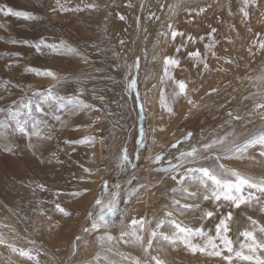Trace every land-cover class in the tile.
Segmentation results:
<instances>
[{
  "label": "rangeland",
  "instance_id": "obj_1",
  "mask_svg": "<svg viewBox=\"0 0 264 264\" xmlns=\"http://www.w3.org/2000/svg\"><path fill=\"white\" fill-rule=\"evenodd\" d=\"M216 1L217 0L214 2ZM233 1L234 0H223L220 2L219 6L226 10L229 8L231 9L234 7ZM30 2L32 3L29 4L28 7H16L15 10H24V12L32 13L34 16L40 18L44 17L43 19H45L46 23V25H44L45 32L42 34L37 33V38L31 40L36 42L42 35L46 36L48 43H59L60 40H64L68 44L76 47L82 55L87 56L88 62L84 63L80 57L70 54L58 56L61 57V73L58 74L66 75L67 78L65 81L56 84V82L50 78L45 79V81H28L27 83L23 80H18L19 87H24L29 97L32 96L33 91L46 94L47 89L54 84L56 85L54 91L59 95H64L66 98L69 95H76L78 89H86L78 98L94 105L96 108L101 109V111L82 112L80 113L81 117L78 115L73 116L71 115L72 105L65 103L62 108L55 111L54 115H58L59 112L60 114L63 113L62 121L67 125V127L63 128V143L65 139L78 140L86 135H94L96 137L95 142L91 145H66L64 143V149L76 146L90 149L96 146L100 159L97 160V165L91 166V164H88L85 160L71 155L76 152L71 154L66 153L65 155H68L67 159L69 162L76 166V169L82 173H78L73 182H70L67 178L61 180L63 182V188L60 187L58 191L59 194H63L64 196L62 200L58 201L55 199L52 202L54 206L56 202H59L73 216L68 220H60L61 217L54 218L60 225L59 231H71L73 229L68 236L69 239L63 243L67 246L64 257L58 262L59 256L52 254L49 249L52 247L50 245L51 237L49 239L47 236L41 238V233L31 232L29 230L30 220L27 212L20 210L18 208L19 206H15V208L10 206L8 211L11 212L10 214L16 215V223H13L11 220H5L4 217L0 216V237H3L5 241V243L0 244V264H30L26 259L11 252V249L7 247V245H12L17 249L38 248L40 253L38 256L40 264H89V262H91V264H107L105 257H107L108 260L116 262V264H122L121 256L116 254L117 250L125 256L142 257V250L138 246L123 244L114 240L111 244L113 251L110 252L107 250L109 245L105 244L101 246L96 242L95 235H102L105 231L113 237H119L121 231L119 216L114 218V224L110 229H101L91 237L81 231L83 227L89 226L90 224V221L87 220L88 213L92 212L96 214L102 207L96 205L95 200L99 198L107 204L110 199V196L103 190L104 180L109 182L110 190L112 183L117 179L119 182L122 181L120 183L121 201H123L125 191L130 187H136L138 184L149 186L146 189L140 190L137 195H134L129 205L126 206L121 202L120 207L126 209L124 215L125 224H128L133 216L137 218L141 216L148 218H152L153 216L160 217L163 215L167 206L170 205L173 196L170 188L177 185L171 179H165L155 188H151L150 185L159 181L160 177L150 175L149 171L146 170L149 167L148 157H155L156 154L163 153L164 159L159 164L152 166H166L167 160L171 158L172 155L170 145L188 132L193 134V140L189 141V144L194 142L197 146L210 141L214 136L223 135L224 132H232L233 136L229 138L230 141L242 145L248 137L264 130V119L261 118L264 116V109L256 108L254 110L256 104L264 103V82L257 86V90H253L254 80L252 77L249 78V82L244 83L242 79L237 76L239 60L249 58L251 56L249 55V50H255V47L260 46L264 40V25L259 21L257 13L248 16L247 20L243 18V14L240 15L239 20L231 19L227 11H225V14H221V16L218 15V28L221 33L220 38L225 45V51L222 57L234 58L236 62L226 66L223 61H220L219 66H215L217 69L210 65L212 71L204 72L203 74H199L197 68H194V72L198 75V79H195V82H191V76L186 75L184 77L182 75L181 78L185 79L187 77L185 80L190 81L188 82L189 90L193 88L198 89L197 91L189 92L191 99L195 101L196 107H190L187 101L182 99L181 102L184 103V105H180V103L173 105L176 114L172 117L165 114L163 120L160 119V115L158 116L159 109H157L158 122L155 128L160 130L162 126L163 130L160 131H164L165 133V135L163 134L160 138L157 136V133L153 135L151 132L153 123L150 125V120H148L150 118L147 115L150 113L149 110L147 112V104H150L149 101V103L146 104L145 121H143L146 129L147 148L140 150V158L137 160L134 144L137 136L135 130L138 126L135 123L137 116L134 111L133 100L126 96L124 89V79L129 75L127 65L131 64L136 57L141 58V69L138 73V89L141 97H143L146 90L151 89L153 85L149 83V81L146 82V79L149 77L147 62L150 54H152V52L156 53L159 49L160 42L158 39L160 36L157 35L162 30L164 22L168 21L167 17L170 16L169 9L167 7L160 8L159 5L173 4L174 1L60 0V4L68 9H76L77 7L81 9L80 11L67 12H61L59 10L55 12L52 11V9L56 7V0H30ZM89 4H95L97 7L95 9H90L87 7ZM129 4H131V7H128ZM31 5L34 7H31ZM250 10L251 9H247L249 12ZM152 12H155L156 15L160 17L159 21L156 19H147ZM117 13L124 15L126 20H119L116 15ZM137 17H140L139 29L137 28ZM76 18H79L78 21ZM14 19L19 27L22 26L18 19L24 18L14 17ZM238 25H241L242 28ZM249 28L251 31H249ZM65 29H67L69 33L67 32L68 34L66 33L63 36L61 35V30ZM258 29L260 32H258ZM236 30L237 32L239 31L241 35H239L240 40L238 41H236L237 34L236 36L234 34ZM87 35H91L94 38V40L90 41L91 46L92 44L98 46L94 48V56L90 55L88 52H84L81 46L76 42V37H86ZM121 39L126 41V47L124 48H121L119 44ZM159 51L161 50H158L157 54L159 53L160 56L161 52ZM114 53H118L119 55H114ZM259 54L262 58L263 54ZM52 57L55 58V56L49 55V59ZM50 64L51 62L43 68L35 65L34 67L40 69L51 68L53 71H56L57 68ZM116 64H119L120 67L116 68ZM219 69H225V71ZM131 74L137 75L135 70H133ZM179 76L180 75H178V77ZM109 77H111V79H109ZM213 89H217L218 92H213ZM93 94L96 96H103L104 101L101 102L98 99H93ZM34 106H36L35 98H33L32 108ZM229 112H231L233 116H239L242 119L239 121H232L228 116ZM98 116L101 117V119L97 120L96 118ZM54 121L53 117L49 116V123L53 125ZM93 121H96L95 124H93ZM77 124H93V126L90 128H81L78 131H72V128ZM73 132L74 134L79 133V135H74ZM101 137H103L104 143H101ZM151 137L155 140L156 144H158V147H155L154 140H151ZM125 145L127 146L129 158L133 161V165L124 170H120L117 168V164L119 163L118 154L120 149ZM188 146V144L184 145L185 148ZM148 148L149 150L147 151ZM260 150L259 145L249 148L241 159L233 158V153L228 152L221 160V163H224L228 168L235 169L244 176L259 180L264 178V161L258 162V164L251 161L257 160V155ZM201 154L205 155L204 153ZM249 156L256 157L251 160L248 158ZM88 157L94 159V157ZM109 162H111V165L108 164ZM173 162L175 161L173 160ZM204 163L210 166L213 161L209 159ZM249 163L251 165H249ZM134 166L137 168V171L132 175L129 172L130 168ZM84 168L90 169L91 175L84 173ZM129 174L132 175L129 179L133 176L135 177L131 185L127 183L129 179L123 180L126 179L125 176ZM81 176L85 177L84 181L79 179ZM30 182L33 188H35L36 184H39L36 183V177H34V175H32V179L30 178ZM19 185V178H17V188ZM43 185H45V192H54L55 187H48L47 184ZM83 189H89V191L79 197V199H82L81 205L78 208L71 207L69 205L72 201L71 193ZM88 194L89 197L82 208L85 202L84 197ZM245 195H247L246 192ZM256 195L260 194L257 192ZM175 196L177 199L181 198L180 193H176ZM181 202L190 203L191 201L181 200ZM139 203L141 204V209L133 211L134 205ZM202 204L209 209L214 207V205L208 201H202ZM222 206L225 208V211L228 210L226 205ZM31 207L35 209L38 208L39 205H35V203L32 202ZM232 211L235 213L236 219L231 233V238L234 241L243 240V237H238L236 229L239 227L240 230H243L244 227L248 226V216H252L258 221L264 222V213L258 211V205L255 203L251 207L242 205L240 209H232ZM38 213L39 212L36 211V214ZM222 214L223 213H218V215ZM174 216L177 220L185 222L192 220L191 214L186 218L174 212ZM19 223L24 225H21L20 228L15 227ZM207 230H212L211 225H209ZM162 231L168 232L169 228L165 226ZM77 235H82L84 238L80 241H76L77 248L74 251L71 244ZM23 238H27L28 241ZM31 240L35 241V245L30 243ZM59 241V239L56 241L53 239L54 248L58 246ZM162 247L163 251L160 250L161 245L154 244V248L156 249L154 254L160 256L166 264H223L222 261H218V258H209L199 253L193 255L185 251L183 245L176 249H173L167 244H163ZM234 247L238 248L239 243L234 244ZM32 254L37 255L36 252ZM97 254H99L100 257L99 261L93 259ZM123 264H127V262H123ZM234 264H243V262L237 260L234 261Z\"/></svg>",
  "mask_w": 264,
  "mask_h": 264
},
{
  "label": "snow or ice",
  "instance_id": "obj_2",
  "mask_svg": "<svg viewBox=\"0 0 264 264\" xmlns=\"http://www.w3.org/2000/svg\"><path fill=\"white\" fill-rule=\"evenodd\" d=\"M250 2L255 4L256 0H244V6L240 8V12L243 14L245 20H247L249 16L246 9ZM87 7L95 9L97 5L89 4ZM128 7H131V4H129ZM159 7H167L169 11H171L174 6L172 4H161ZM175 7H179V4L175 5ZM57 10L67 12L80 11L81 9L79 7L76 9H68L60 4V0H56V7L53 8L52 11L55 12ZM205 11L204 8H200L196 15L199 16L202 13H205ZM0 14L18 18L22 17L26 20L40 19V17L34 16L32 13L17 11L7 6H0ZM116 15L119 20H126L124 15L119 13ZM147 19H156L159 21L160 17L157 16L155 12H152ZM0 27H3V25H0ZM139 27L140 17H137V28L139 29ZM249 31H251L250 28ZM217 32L218 29L212 27L210 32L207 33L208 42L204 44L203 52L200 50L187 52V57L193 61L192 67L197 68L199 74L212 71L210 57L227 64H233L235 62L234 58L222 57L217 54L215 49L218 41L214 36ZM159 35L165 40L170 36L171 41L175 44L176 52H180L181 48L186 49L189 43L194 44L196 42L195 38L190 34L187 35L185 39V33L180 31L169 21L164 22ZM177 37H181L178 44L175 43ZM200 40L203 41L204 37H200ZM10 43L34 48L36 53L40 55L66 56L70 54L80 57L84 63L88 62L87 56L82 55L76 47L68 44L64 40H60L59 43H48L44 37H41L36 42L24 39L11 40ZM119 44L121 48L126 47V41L123 39L119 41ZM92 47L97 48L98 46L93 44ZM260 47L261 49H264V42L261 43ZM15 55L19 57L21 54L16 53ZM114 55L119 54L114 53ZM140 61L141 58L136 57L131 64L127 65L129 75L124 79L125 94L133 100L134 111L137 116L135 122L138 125L135 129L137 136L134 141L137 160L140 158V150L147 148L146 129L143 121H145L146 104L149 102V95L151 93V89H148L144 96L141 97L138 89V73L141 69ZM162 64L163 75L160 78L161 83L163 84L167 82L171 91L166 95L164 88H161L160 90L159 107L162 109L160 115L161 120H163L165 114L169 117L176 114L173 105L177 104L181 99L186 100L190 107H196L195 101L191 99L189 92L198 90L196 88L189 90L188 82L190 81H186L184 78L178 77L174 74L175 70L182 66V62L178 56L174 54H166L163 56ZM12 66L11 63L6 65V69ZM115 67L119 68L120 65L116 64ZM133 70H135L137 75L131 74ZM219 70L225 71V69ZM25 71L40 77L50 78L54 80L56 84H60L67 78L66 75H60L51 68L40 69L27 66ZM109 79H111V77H109ZM256 79L264 80V75L257 77ZM55 86V84L50 86L47 89L46 94L33 91L32 96L28 97L26 101H14L13 108L8 110L7 120L2 125L6 131L11 128V133L13 135L20 133L27 136L29 139V143L26 145L27 151L30 152L31 155L41 164L45 163V159L39 154L42 145L45 141H50L53 138L52 132L55 130L54 125L50 124L46 117H53L55 121L60 123L62 130L64 127H67V125L61 120L60 116L54 115V113L57 109L62 108L65 103L72 105L71 115L73 116L82 112L101 111V109L96 108L94 105L78 98V96L82 95L86 89H78L76 95H69L66 98L64 95H59L54 91ZM153 87L156 86L153 85ZM212 91L218 92L217 89H213ZM33 98H35L36 103L35 110L38 113H42L41 117L31 116ZM93 99H98L101 102L104 101L103 96H96L95 94H93ZM256 108L264 109V103L256 104L254 110ZM228 116L232 121H239L242 119L239 116H233L231 112L228 113ZM26 117H30L32 120L31 133L26 132V126L29 122ZM261 118L264 119V116ZM96 119L99 120L101 117L98 116ZM95 122L96 121H93V124H95ZM93 124H77L72 128V131H78L81 128H90ZM42 129H46L47 132H43ZM160 130H163L162 126ZM152 131H157V128L153 127ZM232 136V132H224L223 135L214 136L210 141L197 146L194 142L189 144V141L193 140V134L188 132L170 145L172 155L171 158L167 160L166 166H152L159 164L164 159L163 153L156 154L155 157H148L149 167L146 170L149 171L150 175L160 177L159 181L150 185L151 188H155L165 179H171L177 185L170 188L171 193H173L170 205L167 206L163 215L160 217L153 216L152 218H148L141 216L137 218L136 216H133L130 222L125 224L124 215L126 209L120 207L121 202L126 206L129 205L131 198L134 195H137L140 190L146 189L149 186L138 184L136 187H130L125 191V196L123 201H121V184L119 180L117 179L112 183L111 190L109 189V182L104 180L103 190L110 196V199L107 204L99 198L95 200V204L102 207L96 214H93L92 212L88 213L87 220L90 221V224L89 226L82 228V233L91 237L101 229H110L114 224V218L119 216L121 224L119 237H113L105 231L102 235H95V240L101 246L105 244L109 245L107 250L110 252L113 251L111 244L114 240L141 248L143 253L142 257L125 256L117 250L116 254L121 256L122 264L123 262H127V264H166L160 256L154 254L156 251L154 244L161 245V251H163V244H167L173 249L179 248L183 245L184 250L193 255L199 253L209 258H218V261H222L223 264H234V261L237 260L243 262V264H264V222H260L252 216H248V226L244 227L243 230H240L239 227L236 229L238 237H243V240L234 241L231 238L233 225L236 223L235 213L232 209H240L242 205L245 207H251L255 203L258 205V211L264 213V178L257 180L253 177L244 176L235 169L228 168L224 163H221V160L228 152L233 153V158L241 159L249 148L256 145H259L261 149L259 156L264 158V130L248 137L242 145L230 141L229 138ZM32 137L36 138V142H33ZM3 138L6 139L7 136L5 135ZM95 140L96 137L94 135H86L78 140L65 139L64 143L66 145H91ZM100 140L101 143H104L103 137H101ZM186 144L189 145L187 148L184 147ZM0 151L15 155L14 146L11 145H5L3 148H0ZM201 153H204L205 155H202ZM52 156L54 157L55 153H52ZM248 158L255 159V157L252 156H249ZM209 159H212L213 161L210 166L204 163ZM173 160L175 162H173ZM118 161L117 168L120 170H124L133 165V161L129 158L126 145L120 149ZM48 162L50 163L51 160L49 159ZM83 172L91 175L90 169L84 168ZM79 179L84 181L85 177L81 176ZM134 179L135 177L133 176L127 181V183L131 185L132 180ZM36 187L41 191L45 190V185L43 184H37ZM88 191L89 189L77 190L71 193V196L81 197ZM245 192L247 195H245ZM257 192L260 195H256ZM176 193L181 194L180 199L176 198ZM181 200L191 202L182 203ZM202 201L211 202L214 207L212 209L204 207ZM222 205H226L228 210L225 211V208ZM55 212L63 217L71 215V213L59 202L55 203ZM174 212L186 218L191 214L192 220L188 222L177 220L174 216ZM218 213L223 214L218 215ZM40 215L46 216V213L41 211ZM46 218L49 228H54L55 225L52 223V217L47 216ZM209 225H211V231L207 230ZM165 226L169 228L168 232L162 231ZM83 238L82 235H77L75 237V240L72 243L74 251L77 248L76 241H80ZM3 243H5L3 237H0V244ZM30 243L35 245L34 240H31ZM236 243H239L238 248L234 247V244ZM7 247L11 249V252L26 259L30 264H40L38 259L40 253L38 248L17 249L12 245H7ZM33 252H36L37 255H33ZM93 259L99 261V254ZM105 260L107 261V264H116V262L108 260L107 257H105ZM89 264H91V262H89Z\"/></svg>",
  "mask_w": 264,
  "mask_h": 264
},
{
  "label": "bare ground",
  "instance_id": "obj_3",
  "mask_svg": "<svg viewBox=\"0 0 264 264\" xmlns=\"http://www.w3.org/2000/svg\"><path fill=\"white\" fill-rule=\"evenodd\" d=\"M173 1L174 3L172 5L174 7L170 11V16L167 17V20L173 23L180 31L185 33V37H184L185 39L187 35L190 34L195 38L196 42L194 44L189 43L186 49L181 48L180 52H176L175 44L171 41L170 36L167 38V40H165L159 34L157 35L160 36V38L158 39V41L160 42L158 50H161L159 51L161 53L159 56V53L157 54L158 51L157 50L156 53L152 52V54H150V57L147 62V70L149 77L146 79V82L149 81V83L156 86L153 87L152 85L151 93L149 95L150 104H147V112L148 110L150 111V113L147 114L148 117L150 118L148 120H150V125L151 123H153L152 128L157 126V122H158L157 109H159L158 116L161 115L162 112V109L159 107V97H160L161 88H164L166 95L168 92L171 91L169 84L167 82L162 84L160 79L161 76L163 75V64H162L163 56L166 54L169 55L174 54L178 56L182 62V66L176 69L174 74L176 76L180 75L179 77H181L182 75L184 77L186 75L191 76L192 79L191 82H195V79H198V75L196 72H194V67H192L193 61H191L187 57V52L194 50H200L201 52H203L204 44L208 42L207 33L210 32L212 27H214L218 29V32L214 34L216 40L218 41L215 50L217 51V54L219 56H223V52L225 51V45L220 38L221 33L219 32V28H218V15L221 16V14L223 13L225 14V11H227V13L229 14L228 16L231 19L239 20V17L242 14L240 12V8L244 6V0H234L233 1L234 7L231 6L232 8L231 9L229 8L227 10L219 6L220 2L223 0H217L216 2H214L215 0H173ZM31 3L32 2H30V0H0V6L11 7L14 10L16 9V7H20V8L26 6L28 7V5ZM177 4H179V7H175V5ZM31 7L34 6L31 5ZM200 8H204L206 11L205 13H202L201 15L197 16L196 13L199 12ZM247 9H251L250 12L248 11L249 16H251L253 13L254 15L255 13H257V16L259 17V21L264 25V0H256L255 4L250 2ZM43 18L37 19L35 21L18 19L19 23L22 24V26L19 27L13 16H4L3 14H0V25H3V27H0V148H3L5 145H11L14 146V151H15V155H11L9 153L0 151V216L4 217L5 220H11L13 223H16L15 221L16 215L10 214L11 212L8 211V209H10L9 207L11 206L15 208V206L17 207L19 206L18 208L20 210L26 211L28 218L30 220L29 230L31 232L34 231L36 233L38 232L41 233L40 234L41 238L47 236L49 239L51 237L50 245L52 247H50L49 249L52 254H54L55 256L57 255L59 256L57 260L59 262V260L62 257H64L65 250L67 247L63 243L69 239L68 236L73 229L71 231H62V232L59 231L60 225L58 222L55 221L54 218L61 217L60 220H68L73 216L72 215L67 217L60 216V214L55 212V206L52 202L55 199L60 201L64 196L63 194H59L58 191L60 187L63 188L62 186L63 182L61 180L67 178V180L73 182L75 177H77V174L82 173L76 169V166L72 165L69 162V160L67 159L68 155L67 156L65 155L66 153L71 154L76 152L75 154H71V155L79 157V159L85 160L88 164H91V166H93V165H97L98 164L97 160L100 159L97 153V147L93 146L92 148H90L91 150L87 147H79V146L64 149L63 146L64 129L61 130L60 123L54 121L53 125L55 127V130L52 132L53 138L50 141H45L43 143L41 152L39 153L45 159V163L41 164L35 157L31 155L30 152L27 151L26 145L29 143V139L27 136L20 133H16L13 135L11 133V128H9L6 131L2 127L4 122L7 120L8 110L13 108V102L14 101L20 102L21 100L26 101L27 98L29 97V94H27V90L24 87H19L18 80H23L24 82L27 83L28 81L30 82L45 81V79H47L45 77H40L33 73L26 72L25 68L27 66L34 67L35 65L37 67L43 68L46 65H48L49 62H51L50 65H52L53 67L55 66L57 68V69L55 68L56 72L61 73V67H60L61 57L55 56V58L52 57L51 59H49V55L37 54L34 48L10 43L11 40L28 39L32 41L31 39L37 38L36 37L37 33L40 34L44 33L45 32L44 25H46V23H45V19ZM239 31L237 32L236 30V33H234L235 36L237 34L236 41L240 40ZM67 32H68L67 29L61 30V35L64 36ZM258 32H260L259 29ZM41 37H44L47 40L45 35H42ZM200 37H204V40L201 41ZM92 40H94V38L91 35H87L86 37L85 36L76 37L77 44L81 46V49L84 52L86 53L88 52L90 55L95 54L94 47H92L90 44V41ZM180 40L181 37H177L175 43L178 44ZM262 42H264V40ZM249 52H250L249 55H251L249 58H246L245 60H239L238 62L239 64H238L237 76L238 78H241L242 82L244 83L249 82L250 81L249 78L252 77V79L254 80L253 90H257L258 89L257 86L261 85L264 82V80L256 79L257 77L264 75V49H261L260 46H257L255 47V50L250 49ZM16 53H20L21 55L18 57L15 55ZM259 53L263 54L262 58ZM209 59H210V65L212 67L219 66L220 61L211 57ZM10 63L13 66L6 69V65H9ZM225 65L227 66L228 64L225 63ZM215 69L217 68L215 67ZM185 79H187V77ZM181 101L182 99L179 100L178 103H180V105L181 104L184 105V103H182ZM35 109L36 106L32 108L31 105V116L41 117L42 113L36 112ZM58 115L59 116L61 115L60 117L62 120L63 113L60 114L59 112ZM78 116L81 117L80 114H78ZM46 118L49 121V117ZM26 119H28L29 121L26 126V132L31 133L32 120L30 117H26ZM152 128H151V132L153 135L157 133V136L159 138L162 137L163 134L165 135L164 131L161 132L160 130L157 129V131L153 132ZM42 131L47 132L46 129H42ZM77 134L79 135V133ZM5 135L7 136L6 139L3 138ZM32 140L33 142H36L35 137H32ZM151 140L154 139H152L151 137ZM154 145L155 147L156 146L158 147V144H156L155 140H154ZM148 150L149 148L147 149V151ZM52 153H55L54 157L52 156ZM87 153L88 156H91L92 158L94 157V159L89 158L87 156ZM250 154H254V153H250ZM49 159L51 160L50 163L48 162ZM262 161H264V158H261L258 154L257 160L255 159V161H251V162L258 164V162H262ZM108 164L111 165V162H109ZM249 165L251 164L249 163ZM135 171H137V168L134 166L133 168H130L129 173L133 175ZM131 174L125 176L126 179L123 180H128L129 177L132 176ZM32 175L36 177V183L47 184L48 187H55L54 192L48 193L47 191L46 192L41 191L39 188L36 187L37 184L35 185V188H33L30 182V178L32 179ZM17 178H19V182H20L18 188H17ZM60 181L62 184L60 183ZM88 197L89 194L86 197H84L85 199L83 198L85 202L83 203L82 208L84 207V204L86 203ZM71 200H72L71 204H69L71 207L78 208L81 205L80 203L82 199H79V197L72 196ZM32 202H34L35 205L38 204L39 207L35 209L31 207ZM140 207L141 204L139 203L137 205H134L133 207L134 210L133 209L132 210L138 211V209H141ZM36 211H38L39 213L36 214ZM41 211L46 213V216L40 215ZM47 216L52 217V223L55 225L54 228L51 229L49 228V224L46 218ZM21 225L24 224L19 223L15 227L20 228ZM23 239L28 241L27 238H23ZM53 239L54 241L58 239L60 240L58 246H56L55 248H54V242H52Z\"/></svg>",
  "mask_w": 264,
  "mask_h": 264
}]
</instances>
